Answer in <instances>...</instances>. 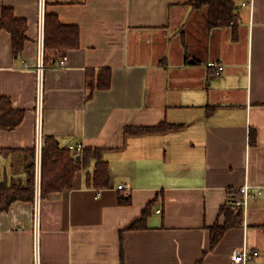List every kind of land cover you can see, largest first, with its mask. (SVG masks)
Masks as SVG:
<instances>
[{"label":"crops","instance_id":"0c3cea01","mask_svg":"<svg viewBox=\"0 0 264 264\" xmlns=\"http://www.w3.org/2000/svg\"><path fill=\"white\" fill-rule=\"evenodd\" d=\"M188 1L43 0V33L45 14H55L79 28L80 44L44 64L41 141L104 150L109 186L86 184L92 161L69 190L42 199L35 150L40 0H0V16L11 8L28 25L19 55L0 31V99L24 112L17 128L0 130V178L24 179L26 152L34 150V196L39 191L36 217L33 202L0 214V264H119L120 236L124 264H232V252L242 249L258 252L245 264H264V0L252 7L235 0V41L231 28L209 30L206 11ZM209 63L223 70L216 74ZM105 68L110 87L90 91L86 72ZM162 122L181 128L124 135L127 126ZM245 184L254 196L242 226L210 250L209 229L222 222L228 190ZM121 195L128 205L118 203ZM156 197L147 228L125 230Z\"/></svg>","mask_w":264,"mask_h":264},{"label":"trees","instance_id":"16d2710c","mask_svg":"<svg viewBox=\"0 0 264 264\" xmlns=\"http://www.w3.org/2000/svg\"><path fill=\"white\" fill-rule=\"evenodd\" d=\"M186 5L193 10L206 9V26L209 30L231 28L232 39L236 40V26L238 24L237 5L235 0H189ZM4 30L11 36L12 51L19 55L24 48L28 25L24 19L14 15L11 8L4 7L0 16V31ZM80 33L76 25L62 24L55 14H45L44 20V64L54 65L60 55L79 48ZM111 84V71L108 68L100 69L95 75L94 71H87L85 85L90 91L107 90ZM24 118V112L12 106L11 101L2 97L0 99V130L12 131L17 128ZM180 125L162 122L155 126L124 128L125 136H137L144 134L167 133L180 129ZM30 159L24 170V179L21 178L7 181L0 178V214L9 210L15 202H33L35 190V151H27ZM102 149H84L82 154L76 155L61 148L57 140L50 136H44L41 149V198L52 193H61L72 187L76 172L85 170L90 162H94L92 172L86 173V184L95 189H105L109 186L108 163L103 158ZM241 194L236 189H229L227 201L219 210L218 218L210 227L211 243L210 250L223 237L224 233L243 224L241 210H234L233 203L240 199ZM158 202V197L147 203L139 218L131 222L125 230H144L147 222ZM120 205H128L130 198L121 195L118 198ZM121 235V231H120ZM206 253L204 252V255ZM123 241L120 236L119 264H124ZM201 261L198 262L200 264Z\"/></svg>","mask_w":264,"mask_h":264},{"label":"built area","instance_id":"2783aa9c","mask_svg":"<svg viewBox=\"0 0 264 264\" xmlns=\"http://www.w3.org/2000/svg\"><path fill=\"white\" fill-rule=\"evenodd\" d=\"M239 5L241 7H252L255 0H238ZM43 0H40L39 2V35H38V56H37V64H36V79H37V85H36V105H35V113L37 117V140L35 143V150H36V183L39 182V176H40V158H41V148H42V141H41V117H42V106H43V79H44V33H43ZM67 60L66 56H62L59 60L58 66L64 67L65 62ZM209 67H217L216 68V74H219L222 70V66H216L213 63L208 64ZM67 150L73 154L80 155L84 151V148L82 144H76V145H69L67 147ZM119 190H123V186L118 187ZM241 194L240 199H236L233 203V209L234 210H241L242 215L244 216L246 213L248 200L252 196H254V193L252 192L251 186L248 184H245L243 187L236 189ZM260 194V191L255 193ZM99 194L97 195V197ZM34 208H35V217L37 216V209L39 204V191L36 190V194L34 196ZM258 256V252L255 251H249L246 249H242L240 251H233L231 255V262L232 264H245L248 261L252 260L253 258ZM36 263L38 264L37 260Z\"/></svg>","mask_w":264,"mask_h":264},{"label":"rangeland","instance_id":"374dc122","mask_svg":"<svg viewBox=\"0 0 264 264\" xmlns=\"http://www.w3.org/2000/svg\"><path fill=\"white\" fill-rule=\"evenodd\" d=\"M201 10L206 11L205 8L204 9H201Z\"/></svg>","mask_w":264,"mask_h":264}]
</instances>
